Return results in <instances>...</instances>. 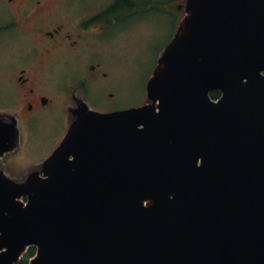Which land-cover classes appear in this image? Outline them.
Returning a JSON list of instances; mask_svg holds the SVG:
<instances>
[{
	"label": "water",
	"instance_id": "obj_1",
	"mask_svg": "<svg viewBox=\"0 0 264 264\" xmlns=\"http://www.w3.org/2000/svg\"><path fill=\"white\" fill-rule=\"evenodd\" d=\"M179 8L145 103L83 101L39 170L0 169V264H264V0Z\"/></svg>",
	"mask_w": 264,
	"mask_h": 264
},
{
	"label": "flooded vegetation",
	"instance_id": "obj_2",
	"mask_svg": "<svg viewBox=\"0 0 264 264\" xmlns=\"http://www.w3.org/2000/svg\"><path fill=\"white\" fill-rule=\"evenodd\" d=\"M0 8L6 16L0 35H5L3 44L9 49L0 112L10 116L22 134V143L11 154L25 147L29 138L32 142L46 139L64 117L68 128L59 142L83 101L102 112L126 109L114 107L111 101L90 103L89 87H102L110 77L102 59L106 30L145 14L148 6L132 0H117L108 9L104 0L92 8L80 6V0H0ZM45 121L51 129L43 128ZM9 155L0 161V169L11 175L2 163Z\"/></svg>",
	"mask_w": 264,
	"mask_h": 264
},
{
	"label": "rangeland",
	"instance_id": "obj_3",
	"mask_svg": "<svg viewBox=\"0 0 264 264\" xmlns=\"http://www.w3.org/2000/svg\"><path fill=\"white\" fill-rule=\"evenodd\" d=\"M108 9L117 0H104ZM135 4L148 6L143 15L124 19L108 28L104 34L102 59L104 70L110 74L102 87L90 84L88 100L95 105L112 102L117 108H130L147 101V84L158 60L175 35L185 13L182 6L186 0H132ZM99 0H80V6L92 8ZM0 8V23L5 20ZM5 35H0V87L4 83L6 56L9 49L3 44ZM62 81V77L59 78ZM60 85V84H59ZM113 93V98L110 97ZM2 94L0 101L2 102ZM0 102V103H1ZM50 123V122H49ZM44 122L45 130L51 129ZM64 117L57 120L54 131L47 138L32 142L29 138L25 147L9 155L2 163L14 177L24 178L40 165L62 141L58 140L66 131ZM68 128V127H67ZM58 142V143H57Z\"/></svg>",
	"mask_w": 264,
	"mask_h": 264
},
{
	"label": "trees",
	"instance_id": "obj_4",
	"mask_svg": "<svg viewBox=\"0 0 264 264\" xmlns=\"http://www.w3.org/2000/svg\"><path fill=\"white\" fill-rule=\"evenodd\" d=\"M213 99H218L221 96L220 92H214L211 94ZM36 254V248L32 247L29 249L26 256L18 264H29V260Z\"/></svg>",
	"mask_w": 264,
	"mask_h": 264
}]
</instances>
